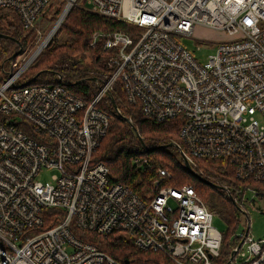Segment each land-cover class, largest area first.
Returning a JSON list of instances; mask_svg holds the SVG:
<instances>
[{
  "label": "built area",
  "instance_id": "1",
  "mask_svg": "<svg viewBox=\"0 0 264 264\" xmlns=\"http://www.w3.org/2000/svg\"><path fill=\"white\" fill-rule=\"evenodd\" d=\"M77 1L0 0V11L15 13L30 31L49 22L41 16L45 9L62 4L50 32ZM85 5L98 17L139 28L92 35L89 47L104 39V51L113 52L106 63L113 73L96 83L90 104L71 94L60 77L57 85L19 84L33 61L16 71L9 60L1 66L8 65L0 83V114L7 117L0 123V264H125L76 232L127 234L139 251L162 256L158 264H214L221 233L192 186L167 187L170 174L159 169L155 193L142 199L110 184L103 163H91L109 125L96 106L119 81L124 107L138 108L153 122L177 121L176 148L191 169L198 170L199 160L222 161L246 185L239 205L234 200L237 207L242 210L246 194L264 204V0H86ZM196 28L227 36L204 64L178 41L194 40ZM13 117L27 122L39 141ZM43 170L55 171L49 182L37 180ZM54 209L64 215L54 216L46 229L45 212ZM249 228L247 221L236 236L241 240L247 230L230 264H264V237L253 239Z\"/></svg>",
  "mask_w": 264,
  "mask_h": 264
},
{
  "label": "trees",
  "instance_id": "2",
  "mask_svg": "<svg viewBox=\"0 0 264 264\" xmlns=\"http://www.w3.org/2000/svg\"><path fill=\"white\" fill-rule=\"evenodd\" d=\"M62 6L60 4L55 9L52 21L57 19ZM138 31L137 27L98 17L76 6L70 10L54 38L49 41L45 49L33 61L34 63L32 62L29 69L21 75L18 83L31 81L40 72L38 78L32 81L34 84L57 85L58 77H60L62 85L71 94L86 104H90L98 91L96 83L104 81L113 73V70L109 69L106 64L113 52L104 51V39H99L95 46L89 47L92 35L96 32L132 34ZM25 33L28 32L23 30L15 13L8 10L0 11V35L10 38L0 37V62L5 58L3 63H6L12 54L20 49H27L30 37ZM15 41L18 43L16 44ZM1 71L3 70L0 69V83H4L7 75L5 73L1 76ZM110 98L113 99L119 113L113 108ZM125 101L122 84L117 81L110 97H104L96 106L108 116L109 125L105 137L92 154L91 163L93 165L103 163L109 170L110 184L125 186L142 199L155 193L152 190V182L157 177L159 169L166 170L171 175V179L165 182L167 187L192 186L213 216H219L225 220L229 231L238 228L241 214L230 198L237 201L239 205L245 184L234 179L232 170L224 162L212 160L197 161L199 168L193 171L225 190H217L199 181L185 168L179 150L175 147H167L178 143L179 124L177 121L157 123L145 119L138 108L124 107ZM6 120L7 117L0 114V123ZM18 126L28 136L39 141L40 138L34 134L27 122L20 121ZM133 128L141 137L144 146L141 145ZM143 161H146V164ZM220 191L224 193L221 192V194ZM217 197L219 200L216 199ZM63 215L64 213L60 210H47L45 228L51 227L50 222L54 216L62 217ZM75 235L96 245L100 251L121 263L158 264L159 261H163L159 254L136 249L132 238L124 233L117 232L107 237L90 233L80 236L79 232ZM224 236L221 233L220 252L214 264H227L232 250L240 242V239L236 237L228 242Z\"/></svg>",
  "mask_w": 264,
  "mask_h": 264
},
{
  "label": "rangeland",
  "instance_id": "3",
  "mask_svg": "<svg viewBox=\"0 0 264 264\" xmlns=\"http://www.w3.org/2000/svg\"><path fill=\"white\" fill-rule=\"evenodd\" d=\"M85 2H86V0H78L77 6L84 8L86 6ZM55 9L56 8H53L51 11H47L45 9L41 13V16L44 18V20H46V21L49 20L48 23L39 24L38 26H36L34 31H26L28 33H25V35L29 34L30 43L27 46V49H21V53L14 60H12V61L9 60V64L11 67H13V68L15 67V69H16V68H19L20 66H22L23 62L28 60V58L36 50V48L39 46V43L41 42V40L49 32V30L51 28V24L54 22V21H52V16H53V12L55 11ZM56 32L54 33V35L56 34ZM54 35L51 37V39L49 41H51L54 38ZM193 39L194 40L181 38L178 41L180 44H182L187 49V51H189L192 54L194 59H196L199 64H204L207 61L208 56L215 53V51L218 47L217 43L224 41V40H227V36L225 34H223L222 32L211 30L208 28H196L193 32ZM201 41H203V42H201ZM205 42H207V43H205ZM4 59L5 58H3L0 62V69H1L2 63L5 61ZM32 64H30V66ZM29 67L25 70V72L29 69ZM4 69L5 70L1 71V73H2L1 76H3V74L7 73V70H8L7 64L4 65ZM12 119L16 123L21 121V119L19 117H13ZM197 166L199 168V165H197ZM53 175H55V171L43 170L39 174L37 180L42 182V183L49 182ZM221 192L222 191H220V193ZM222 193H224V192H222ZM216 199L219 200V197H217ZM244 199H246V201L244 202L243 206H241L242 210L240 212L241 215L239 218L240 225L238 228H234L233 231L228 230L229 227L227 226V223L225 222V220H223L219 216L214 215V218H213L214 227L220 233L225 235L224 238L228 242L232 241V239L234 237L239 236L240 234H242V232H244V230L246 229V226H247V221H248L249 227H250L249 228V236L253 237V239H255V240H258V239H261L264 237V213L262 212V210H264V204L261 202L262 199L259 197H254L252 199L251 194H246L244 196ZM201 201L204 203V205H206V203L203 201L202 198H201ZM252 201L254 203V206L251 205Z\"/></svg>",
  "mask_w": 264,
  "mask_h": 264
},
{
  "label": "water",
  "instance_id": "4",
  "mask_svg": "<svg viewBox=\"0 0 264 264\" xmlns=\"http://www.w3.org/2000/svg\"><path fill=\"white\" fill-rule=\"evenodd\" d=\"M0 37H1V38H5V39H10V38L7 37V36H2V35H0ZM15 42H16V41H15ZM17 43H18V42H16V44H17ZM20 53H21V49L18 50L17 52H15L14 54H12V55L9 57L8 60H10V61L14 60V59H15ZM40 74H41V72H40L39 74H37L32 80H35L36 78H38V76H39ZM110 99H111V102H112L113 108L116 110L117 107H116V105L114 104L113 99H112V98H110ZM124 119H125L128 123H130L129 120H127L126 118H124ZM133 130H134V132H135V134H136L138 140L140 141L141 145L144 146V145H143V141H142L141 137L139 136V134L137 133V131H135L134 128H133ZM167 147H175V145H174V144H170V145L167 146ZM182 162H183L185 168H186L188 171H190V166H189V164L187 163V161L185 160L184 157L182 158ZM196 178H197L199 181H201L202 183L206 184L207 186H210V187L215 188V189L223 190L222 187H219V186H217V185L212 184L211 182L207 181L206 179H204V178L201 177V176H196ZM230 200H231L232 204H233L234 206H236V208H238L237 205H236V203L234 202V200H233L232 198H230ZM238 209H239V208H238ZM246 233H247V230L245 231L244 237H245ZM244 237L240 240V242L237 244V246L232 250V252H231V254H230V258H229L227 264H230V262L232 261L233 257L235 256L236 252L239 250V248H240L241 245L243 244V242H244Z\"/></svg>",
  "mask_w": 264,
  "mask_h": 264
},
{
  "label": "bare ground",
  "instance_id": "5",
  "mask_svg": "<svg viewBox=\"0 0 264 264\" xmlns=\"http://www.w3.org/2000/svg\"><path fill=\"white\" fill-rule=\"evenodd\" d=\"M52 25V24H51ZM54 26V25H53ZM52 26V28H53V31H50L47 35H46V37L43 39V41L39 44V46L36 48V50L32 53V55L29 57V59L26 61V63L27 62H32V61H34L36 58H37V56L41 53V51L44 49V47L48 44V42H49V40L51 39V37L54 35V33L59 29L58 27H53ZM60 27V26H59ZM33 31H34V29H32ZM62 84V83H61ZM175 145V148H176V144H174ZM183 157H181V159H182ZM190 173H192L195 177L196 176H199L197 173H195L194 171H193V169H191V167H190V171H189ZM253 187H255V188H258V189H261V190H263V187H261V186H259V185H252ZM245 187H246V185H245ZM244 187V188H245ZM218 190V189H217ZM223 190H225L224 188H223ZM200 199V198H199ZM239 210V212H241V210L240 209H238ZM244 212V211H243Z\"/></svg>",
  "mask_w": 264,
  "mask_h": 264
}]
</instances>
